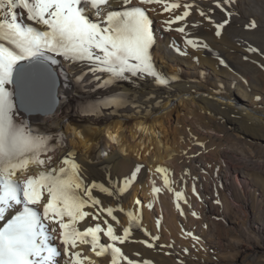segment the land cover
Wrapping results in <instances>:
<instances>
[{
  "label": "bare ground",
  "instance_id": "bare-ground-1",
  "mask_svg": "<svg viewBox=\"0 0 264 264\" xmlns=\"http://www.w3.org/2000/svg\"><path fill=\"white\" fill-rule=\"evenodd\" d=\"M186 2L192 5L189 16L170 27L164 21L182 14V6L164 13L159 4L132 0L128 5L145 9L152 22L154 67L178 77L167 87L156 86L151 78H132L97 88L99 81L88 82L92 73L86 63L70 64L52 56L62 78L58 108L42 115H17L40 134L63 133L62 142L48 154L51 167L74 152L86 185L96 182L107 187L111 180L127 188L115 197L93 192L103 207L113 209L116 220L106 214L93 220L97 208L89 207L85 211L90 215L78 223H99L106 229L107 220L117 235L128 228V239L117 243L126 257L121 264L127 260L136 264H264V0L225 5L234 13L231 17L216 8V0ZM114 6L121 7L110 0L111 10ZM225 19L229 23L217 37L214 25ZM251 20L257 28L246 30ZM177 27L184 32L176 31ZM187 39L208 47L189 46L184 42ZM173 42L179 52L170 47ZM249 47L258 51L250 52ZM81 72L87 75L77 84L75 77ZM115 93L134 100L139 110L129 105L86 111L87 104ZM157 167L167 170V187L165 174L156 172ZM36 171L29 166L28 174ZM132 173L135 177L125 184ZM14 178L23 180L24 176L18 173ZM153 187L160 191L153 195ZM176 193L182 198L177 200ZM213 210L215 218L210 215ZM129 211L134 214V227L129 224ZM53 226L56 240L58 225H48L49 230ZM101 237L110 242L103 232ZM221 242L225 248H217ZM255 245L259 251L251 252ZM74 251L90 258L85 264H110V256L96 257L87 245ZM59 260L64 264L63 255Z\"/></svg>",
  "mask_w": 264,
  "mask_h": 264
},
{
  "label": "snow or ice",
  "instance_id": "snow-or-ice-1",
  "mask_svg": "<svg viewBox=\"0 0 264 264\" xmlns=\"http://www.w3.org/2000/svg\"><path fill=\"white\" fill-rule=\"evenodd\" d=\"M114 2L121 5V10H111L110 0H0V221L6 219L7 212H14L0 227V264H60L61 252L50 243L55 239L57 228L53 226L49 230V224L59 226L64 264H85L89 259L83 252L74 251L78 245L89 246L96 257L109 255L110 264H121L126 260L116 245L128 239V228L123 230V235H117L107 220L104 221L108 225L106 229L98 223L81 231L77 224L90 215L85 211L89 207L97 208V212L92 214L93 220H98L101 214L116 220L113 209L103 207L93 192L98 190L115 197L127 188L113 184L111 180L107 187L96 182L86 185L74 152L67 153L59 161V166L51 167L52 158L48 154L62 142L63 133L53 136L36 132L18 118L14 100L15 97L22 105L26 100H32L38 80L50 79L45 62L57 61L49 54L61 56L70 64L86 63L92 73L88 82L99 81L97 88H107L132 78H151L156 86L163 87L177 80L175 74L169 76L154 67L150 53L153 46L152 22L145 9L128 7L132 0ZM235 2L216 0L215 6L225 16L231 17L234 13L224 6ZM138 3L162 5L164 12L182 6V14L164 21L169 27L188 17L192 7L186 0H138ZM89 12L95 20L89 17ZM200 15L205 16V12L200 11ZM228 23L229 20L225 19L214 25L217 37L221 36V30ZM256 28L255 20L245 24L246 30ZM175 30L184 32L183 27ZM185 43L193 47H208L191 39ZM170 47L175 48V42ZM175 50L180 51L179 48ZM248 51L257 52L258 49L249 47ZM22 61L28 63L23 64ZM220 62L224 63L223 60ZM96 73L107 76L102 78ZM85 75L87 73L81 72L75 77V82L79 84ZM129 105L139 110L134 100L115 93L87 104L86 111L98 113L103 107ZM29 166L36 168L35 175L28 174ZM166 171L156 168V172L165 174V187L169 183ZM18 173L24 176L23 180L13 179ZM134 177L135 173H132L125 179V184ZM159 191L155 187L152 189L154 194ZM176 198L181 199L182 194L176 193ZM16 206L21 207L16 210ZM33 206L42 207V213ZM127 215L131 221L132 214ZM101 232L109 243H101ZM147 247L152 245L147 244ZM127 264L136 262L127 260Z\"/></svg>",
  "mask_w": 264,
  "mask_h": 264
},
{
  "label": "rangeland",
  "instance_id": "rangeland-1",
  "mask_svg": "<svg viewBox=\"0 0 264 264\" xmlns=\"http://www.w3.org/2000/svg\"><path fill=\"white\" fill-rule=\"evenodd\" d=\"M148 180H149V179H148ZM216 203H217V205H215V206H220V202H214V204H216ZM205 206L209 207V205H208L207 203L205 204ZM216 213H217V211H216V210H213V211L210 213V215L213 216V217L215 218V217H216ZM236 215H239V213L236 214ZM217 220H219V219H217ZM225 225H226L227 228H232V227L230 226L229 223H226ZM220 238H221V237H220ZM217 242H218V241H217ZM245 245L247 246L248 244H245V243H244V246H245ZM207 247H210V245L207 246ZM220 247H221V248H222V247L225 248V245L222 244V242H221V244H220V243H217V248H220ZM255 247H256V245H255ZM254 251H259V250H258V248L256 247V248L252 249L251 252H254ZM213 257H214V256H213ZM216 258H217V257H216ZM214 263H215V262H214ZM214 263L210 261V264H214ZM201 264H203V263H201Z\"/></svg>",
  "mask_w": 264,
  "mask_h": 264
}]
</instances>
